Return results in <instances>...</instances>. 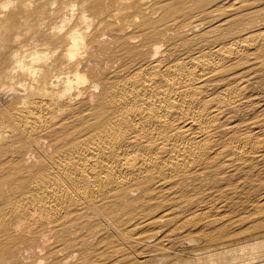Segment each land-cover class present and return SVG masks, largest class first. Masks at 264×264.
<instances>
[{
	"label": "bare ground",
	"instance_id": "obj_1",
	"mask_svg": "<svg viewBox=\"0 0 264 264\" xmlns=\"http://www.w3.org/2000/svg\"><path fill=\"white\" fill-rule=\"evenodd\" d=\"M258 69L264 0H0V264H73L132 220L200 223L179 217L264 160L260 127L233 115ZM220 219L200 226L205 256L172 264L264 249V223Z\"/></svg>",
	"mask_w": 264,
	"mask_h": 264
},
{
	"label": "rangeland",
	"instance_id": "obj_2",
	"mask_svg": "<svg viewBox=\"0 0 264 264\" xmlns=\"http://www.w3.org/2000/svg\"><path fill=\"white\" fill-rule=\"evenodd\" d=\"M245 84H247L246 89L247 91H249L248 93L252 94V96L250 97L248 102L245 103V106L243 107L244 109L243 108L239 109L237 110V112L233 114L234 116L236 115L235 116L236 118L234 120H236V122L243 124L241 125L242 129H244L245 126L250 125V124H251L250 126H253V128H256V129L260 127L259 129L262 132L261 137L263 138L261 139V141L264 142V127H261L263 125L262 120H264V111H262L264 110V69H258L254 77L250 79L249 81H247ZM7 101H8L7 99L3 98L0 95V113H4L10 109V104ZM251 122L254 124H252ZM230 172L232 176L228 177L229 178L228 181L231 179V177L233 179L231 180V182L229 181L228 184L226 183L225 184L227 186L229 185L228 186L229 188H232V186H234L233 188L237 192L234 190H230L228 193V190H229L228 187L225 184H223L222 189H224L225 191L222 192V195L224 198L221 197L222 195H220L219 197L220 199L218 198L217 200L214 199L211 201L210 198H207L206 202L204 201L201 204L202 207L204 206L206 207L207 205V208L204 207L202 209V207L199 206L201 208L199 207H198L199 209L194 208L193 211L191 212L194 214H191V213L183 214L185 217L184 216L182 217V215L180 216L181 218L179 217V221L182 222L183 220H185V218L187 219V217L189 216L198 215V216H202V219L204 222L202 221V219H200L199 220L200 223H197L198 220L195 221L194 219L193 221L195 222L189 225H185L183 228H179V226H176V224L178 225V223L176 222L165 223V225L160 224V225H151V226L149 225V226L140 227L138 226L139 224L137 223V221L132 220L128 224H126V226L120 225V226L111 228L110 232H108V234L103 236V238L112 236L116 240L114 241L115 244L109 245L105 241L101 242L100 241L101 238H97L93 242V244L90 246V248H88L87 251H85L86 254L82 256L84 257V259L82 261H79V258L81 257L80 256L81 253H78L77 256L74 257V260L72 261V263L73 264H80V263L81 264H135V262L138 260L142 262L141 264H172L173 260L171 259L172 256L170 254H173V253L180 254V255H188L190 251H195V253H198L200 256L206 255L204 253V248L205 246H207L208 242L206 238L204 237V235L200 233L201 232L200 229L202 225L206 224L207 221L210 222L212 220L211 222H213L214 220L221 218L220 219L221 223L218 221V222L211 224L212 226H214L215 224L214 227H210L211 228L210 230H212L216 226L221 227L222 226L221 224L227 223L230 217H231V220H234V219L237 220V218H239L240 220V217L241 218L243 217L244 221L241 220L239 222L238 220L237 223L232 224L233 227H231V230L229 229L228 231L231 234H233V232L236 233V232H240L242 230L247 229L249 226L248 225L249 222H245V221H247L246 218H248L249 216L252 218L251 220L256 219L261 224L264 223V204H263L264 203V160L260 161V163H258L256 167L251 168L248 171L242 170V171H238L236 174H235V171L234 172L230 171ZM230 184H232V186ZM216 193H219V191H217ZM221 198L224 200H222ZM221 201H223L222 203H224L225 205L224 208L219 209V210L218 209L215 210L216 209L215 208L213 210L214 212H212L211 215L202 213L203 211L205 212L206 210H208L210 206H213L212 204L216 202H221ZM221 210L222 212H220L221 213L220 214L218 211H221ZM138 212L141 213L140 208H138L137 213ZM223 214H225V217ZM209 215L210 217H212L211 219H209ZM214 216L217 218L214 219L213 218ZM124 217H126V219L129 218L128 215H124ZM196 224L198 225V227ZM122 230L124 233L121 232ZM153 234H157L156 239L150 238ZM121 236H123V238ZM117 238L119 240H117ZM261 239L262 237L259 238V240ZM253 242L254 241L251 240L249 242H244V244L249 245ZM125 244H127L129 248H126ZM239 245H242V243H240ZM224 246L230 247V245L227 244V245H222V247L216 246L215 249L218 251H223V249L226 248ZM118 252H120V254H118ZM248 254L249 253H240V252L236 254H228L226 255V258L224 257V261L220 264H246V263L247 264H264V255H263L264 249H261L260 251H257V250L250 251L249 256L253 257L252 259H249L251 257H249ZM255 255H257V257H255ZM234 257H237V258H234ZM46 261L47 259H45L44 256H32V258L28 257L24 261L19 262L18 264H32L33 262H34L33 264H38V263L48 264V261L47 262ZM205 264H210V262L206 260Z\"/></svg>",
	"mask_w": 264,
	"mask_h": 264
}]
</instances>
